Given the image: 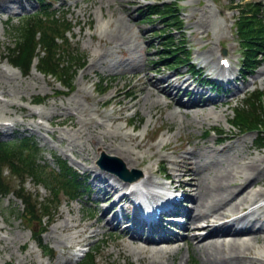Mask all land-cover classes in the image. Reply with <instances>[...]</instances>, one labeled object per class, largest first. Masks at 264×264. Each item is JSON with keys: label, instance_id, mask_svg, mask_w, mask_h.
Listing matches in <instances>:
<instances>
[{"label": "rangeland", "instance_id": "1", "mask_svg": "<svg viewBox=\"0 0 264 264\" xmlns=\"http://www.w3.org/2000/svg\"><path fill=\"white\" fill-rule=\"evenodd\" d=\"M52 1L49 9L65 10L66 18L74 25L72 32L67 35L71 46H78L87 64L74 77V91L70 94H57L56 90L61 89L59 83L54 78L42 75L34 67L26 75L13 68L5 58L13 44V28L19 25L23 16L38 10V5L35 0L0 1V66L11 76V82L5 80L4 86H0V139L10 141L23 136L34 139L47 166L57 168L55 159H64L79 172L89 187L76 200H69L60 194V203L52 204V217L45 221L46 229L42 234V243L53 250L50 257L42 254L33 240L31 230L19 219L23 208L21 201L12 193L0 196V264H76L79 257L75 254V249L67 250L64 246L74 232L55 229L63 219H74L73 222L83 219L81 226L93 224L88 231H99L97 236L88 238L83 245L90 247L91 252L98 251L95 253L96 264H142L132 253L128 257L118 256L113 246L116 236L109 233L110 226L102 228L96 222L102 214L100 207L108 206L114 197L102 204L95 201L103 195L92 173V168L101 170L96 164L101 146L87 142L77 132V126L81 125H77V121L80 118V121L83 120V129L95 122L103 123L102 131L122 137L121 143L129 146L140 157L146 158L143 165L149 164L153 170L156 164L161 163L167 168V173H170L171 167H178L171 160L179 162L182 156L191 157L200 170L211 161L223 160L230 155L238 158L240 165L251 160L262 162L264 148H259L254 143L255 134H242L228 120L233 115L232 107L241 102L247 92L255 88L264 92V59L254 72L248 73L244 81L240 80L236 86L231 85V90L223 89L216 94L215 91L210 92L209 87L196 88L191 83L195 77L186 72V67L171 71L166 66L152 63L157 58L155 48L158 46V36L155 32L163 27L160 22L142 20L140 9L147 3L170 0ZM248 2L257 3L264 9V0H243L241 4ZM178 4L186 32L183 30L176 33V36L186 38L193 60L199 65H208L211 71L217 72L220 51L225 48V55L231 58L234 73L241 79L238 71L241 49L234 34L240 8L232 7L235 5L230 0H178ZM210 50H213L214 55ZM219 74L222 75L221 69ZM102 78L105 79L103 84L99 82ZM147 78L159 80V86L166 87L172 83L181 88H171L170 97L160 92L148 97ZM103 85L108 89L98 95L96 90L104 87ZM131 89L134 94L127 98L125 92ZM202 92L204 98L201 97ZM40 96L43 100L38 102L36 98ZM194 98L199 107L179 106V102L187 103ZM107 99L110 104H102ZM152 102L154 104L151 105ZM64 107L69 109L65 110ZM131 116L133 121L126 124ZM213 127L221 129L223 137H228L227 140L218 143V136L214 132L207 137L203 135L205 130ZM133 137L136 141L129 140ZM136 142H142V146L136 147ZM81 146L89 151L82 150ZM164 157L170 160L161 161ZM179 167L180 174L175 177L174 184H180L184 187L183 191L188 193L191 188L184 185L188 176L181 178L183 164L180 163ZM155 174L154 179L160 180ZM5 175L15 187L16 180L10 178L7 172ZM261 178L260 182L257 180L249 188L263 190L264 174ZM42 185L28 180L24 189L32 198L38 197V202H44L50 196ZM190 204L192 203L188 200L186 206ZM253 207H258L256 215L264 218V197L259 198ZM68 209L72 212L69 213ZM107 214L106 217L111 212ZM100 225H103L102 220ZM121 226L118 225V230H121ZM176 230H179L181 236L185 235V230ZM125 239L129 247L134 245L128 237ZM255 245L264 250V244ZM186 249L187 244L181 239L180 248L174 255V264H179L185 257ZM189 255L187 264H193V260L196 264H208L194 249L190 250ZM160 260L162 263L166 261L164 258ZM143 264H148L147 260Z\"/></svg>", "mask_w": 264, "mask_h": 264}, {"label": "bare ground", "instance_id": "2", "mask_svg": "<svg viewBox=\"0 0 264 264\" xmlns=\"http://www.w3.org/2000/svg\"><path fill=\"white\" fill-rule=\"evenodd\" d=\"M0 1L5 2L6 0ZM210 52L214 55L213 50H210ZM10 77L6 69L0 66V86H4L5 80L11 82L9 80ZM145 80L148 83V97L158 92L170 97L172 96L170 92L171 88L175 90H180L181 88L179 87L180 85H173L172 83H169L166 87L159 86L160 81L157 79L152 80L147 78ZM128 93L133 96L134 90L131 89ZM211 101L216 105L214 99ZM152 104L154 103L152 102ZM179 106L183 108L189 106L199 107V103L194 98L187 103L179 102ZM64 109L67 110L69 108L64 107ZM80 120L77 121V125L81 124L77 126V132L87 142L91 141L96 146H101L99 151L120 156L125 160L126 163H124L129 169L139 168L142 171V177L138 181L127 184L122 182L112 172L92 168L93 179L99 185V190L101 189L103 192V195L97 197L95 201L98 204H102L114 197V200L108 206L100 207L102 214L96 222L102 228L110 226L109 233L115 234L117 238H114L113 242L116 254L118 256H127L129 253H132L137 256V259L142 264L146 260L148 264H174V255L180 248L181 238H177L175 235L168 238L160 236L157 239L150 238L149 236L146 237L143 232V225H138L134 218L125 219L123 215L117 214V207L121 204V201L129 202L132 195H136L138 199L145 197L149 200H156L158 194L151 187L156 185L163 188L166 183L154 179L155 172L153 167L149 164L143 165L146 158L144 159L137 155L129 146H124L121 143L122 137L114 133L109 134L102 131L104 128L103 123L95 122L94 125L83 129V120ZM127 137L131 136L127 135ZM129 140L136 141V138L133 137ZM92 143L90 144L93 145ZM141 146L142 142H136V147ZM82 150L89 151L87 148H82ZM190 153L194 154L193 151H190ZM87 160H89V157ZM168 160L170 159L167 157L161 159L164 162H168ZM171 163L178 167H171L169 176L172 179L179 176V166L182 163L184 169L182 172L183 177L181 178H184L185 175L188 176V180L184 181V185L191 188L185 195V198L192 204L182 210L183 222L180 224L181 228L187 233L183 238L184 243L187 244V249L185 257L182 258L179 264L188 263L191 249H194L203 256L208 264H245L246 262L250 264H264V250L255 245L256 243L264 244V218L256 215L258 207H253L259 198L264 197V189L252 190L249 188L251 184L257 183V180L262 179L261 177L264 174V167H262L264 159L262 162H258V160L246 161L240 165L238 158L231 157L230 155L226 156L223 160L215 159L211 161L204 168L202 167V170L199 169L197 163L192 162L189 156H182L179 162L171 160ZM162 166L165 168L164 165ZM134 185H140L141 189L139 191L141 190V193L143 190V195H140L141 197L136 191L126 194L127 188L132 189ZM68 212L71 213L72 210L68 209ZM107 212H111L108 217H106L108 215ZM73 220L63 219L55 227V229L60 228L68 233L74 232L68 238L70 241L67 244L64 243L67 250H71L79 244L84 245L88 238H94V236L99 234V231L94 229L88 231L90 227L92 228L93 224L88 223V225L81 226L80 222L83 219H78L76 222H73ZM101 220L103 221V225H100ZM119 224H123L124 226L121 230L119 229L120 231L118 230ZM126 237L134 244L132 247H129L126 243ZM59 242L63 244V241L60 240ZM160 258H164L168 263H165L166 261L162 263Z\"/></svg>", "mask_w": 264, "mask_h": 264}, {"label": "trees", "instance_id": "3", "mask_svg": "<svg viewBox=\"0 0 264 264\" xmlns=\"http://www.w3.org/2000/svg\"><path fill=\"white\" fill-rule=\"evenodd\" d=\"M46 1L49 0H36L39 10L23 16L19 25L13 28V44L5 58L25 75L37 58L36 69L46 77L55 78L65 89L56 90L57 94H68L74 89L73 79L78 69L85 66L86 61L78 46H71L67 34L72 32L74 25L66 18L65 11L61 13L49 9L51 4ZM140 17L145 22H160L163 27L155 32L158 36V46L155 48L157 58L152 63L166 66L170 70L186 66L193 71L194 66L190 63L191 51L185 39L176 36V33L184 30V20L177 0L148 3L140 9ZM237 27L244 51L243 69H256L261 56L264 57V9L257 3H246L237 20ZM99 82L103 84L105 79L102 78ZM103 86L98 89L104 93L108 88ZM36 100L40 102L43 99L40 96ZM232 111L233 115L228 122L242 134L254 133V143L257 147L264 148V93L253 90ZM212 132L218 136L224 134L221 129L213 127L205 130L203 135L207 137ZM220 140L223 139L219 138ZM55 162L57 168L47 166L41 149L28 136L10 141L0 139V196L12 193L21 201L23 208L19 219L27 224L33 239L48 256L53 255V250L42 243V234L45 232V220L52 217V204L60 203V194L69 200H76L89 187L66 160L56 158ZM5 171L10 178L17 180L15 187L4 174ZM27 180L34 184H43L50 197L44 202H38V197L32 198L24 189ZM96 252L94 250L88 253L79 264H96ZM192 263L196 264L194 260Z\"/></svg>", "mask_w": 264, "mask_h": 264}, {"label": "water", "instance_id": "4", "mask_svg": "<svg viewBox=\"0 0 264 264\" xmlns=\"http://www.w3.org/2000/svg\"><path fill=\"white\" fill-rule=\"evenodd\" d=\"M97 163L102 167L108 166L109 169H112L114 172H117L123 178H129L131 177V174H135V178L141 176V172L135 169L129 170L119 157L108 155L105 152L101 153V156L98 159Z\"/></svg>", "mask_w": 264, "mask_h": 264}]
</instances>
